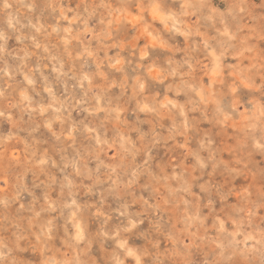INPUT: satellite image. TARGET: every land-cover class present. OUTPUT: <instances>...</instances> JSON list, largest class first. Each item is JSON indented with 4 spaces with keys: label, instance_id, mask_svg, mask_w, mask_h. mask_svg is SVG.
I'll use <instances>...</instances> for the list:
<instances>
[{
    "label": "clouds",
    "instance_id": "clouds-1",
    "mask_svg": "<svg viewBox=\"0 0 264 264\" xmlns=\"http://www.w3.org/2000/svg\"><path fill=\"white\" fill-rule=\"evenodd\" d=\"M0 13V264H264V0Z\"/></svg>",
    "mask_w": 264,
    "mask_h": 264
},
{
    "label": "rangeland",
    "instance_id": "rangeland-1",
    "mask_svg": "<svg viewBox=\"0 0 264 264\" xmlns=\"http://www.w3.org/2000/svg\"><path fill=\"white\" fill-rule=\"evenodd\" d=\"M16 11H17V14H22V13L26 12V9H23L21 6L17 5ZM2 21H3V14L0 13V22H2ZM0 26H3L2 23H0ZM118 35L126 36L127 35V30L126 29L122 30ZM69 46H70L71 49H73V51L70 53V57H71V55H73L76 52L80 51V44L76 40L70 41L69 42ZM109 55H114V51H110ZM153 55L154 56H161V53L156 52ZM81 63H84V62L81 61ZM157 63H162V58H161V60L157 61ZM79 67H80V65L77 64V69H79ZM84 70L87 71V72H91V73H95L96 72V65L92 62L91 59L87 60ZM159 72H160L159 69H155V68L153 69V73L154 74L158 75ZM128 73H129V75H131V69H128ZM102 76L104 77L105 80H107V79L120 80L121 79V73L116 72L114 70L111 71V72L105 70L104 72H102ZM96 82L99 83L100 81L97 80ZM157 88H158L157 84L153 83L152 81L148 82L147 91L149 93L153 92ZM118 92H119L118 89H113L112 95H116V94H118ZM73 115L75 116V113ZM45 135H47V134H45ZM109 156H115V152L114 151H110L109 152ZM0 186H3L2 183H0Z\"/></svg>",
    "mask_w": 264,
    "mask_h": 264
}]
</instances>
